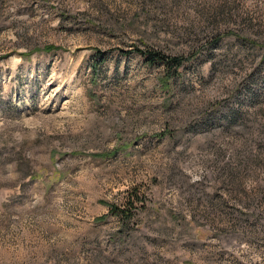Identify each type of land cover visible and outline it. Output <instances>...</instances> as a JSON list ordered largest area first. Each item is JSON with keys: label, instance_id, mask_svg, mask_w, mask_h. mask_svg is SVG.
<instances>
[{"label": "rangeland", "instance_id": "374dc122", "mask_svg": "<svg viewBox=\"0 0 264 264\" xmlns=\"http://www.w3.org/2000/svg\"><path fill=\"white\" fill-rule=\"evenodd\" d=\"M0 264H264V0H0Z\"/></svg>", "mask_w": 264, "mask_h": 264}, {"label": "trees", "instance_id": "16d2710c", "mask_svg": "<svg viewBox=\"0 0 264 264\" xmlns=\"http://www.w3.org/2000/svg\"><path fill=\"white\" fill-rule=\"evenodd\" d=\"M137 51H139V50H137ZM127 53L128 52H124L123 54H127ZM138 53L140 54V53H143V52L139 51ZM146 61L148 63H152L154 61H159V62L165 64L169 69L177 70V68L181 66V63H182L183 59L182 58H179V57H165V56H161L157 52H155V53L154 52L153 53L151 52L147 56ZM135 198H137V197H135ZM127 204H128V207H131L132 206V202H130V201H128ZM126 212L127 211H125V210H122L121 211V213H123V214H127Z\"/></svg>", "mask_w": 264, "mask_h": 264}]
</instances>
